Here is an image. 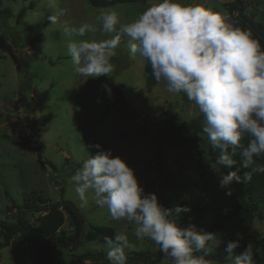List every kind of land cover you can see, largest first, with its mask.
<instances>
[{
    "label": "rangeland",
    "instance_id": "rangeland-1",
    "mask_svg": "<svg viewBox=\"0 0 264 264\" xmlns=\"http://www.w3.org/2000/svg\"><path fill=\"white\" fill-rule=\"evenodd\" d=\"M0 2V9L10 10L9 16H0V221L16 223L22 210L15 205H23L24 198L39 196L49 202L67 200L77 207L84 219V233L90 225H96L111 227L114 236L127 234L132 245L125 250L127 264H143L140 253H147L146 264H174L159 251L154 241L135 236L134 223L126 219L113 220L106 207H98L91 191L87 194L88 204L80 206L71 176L90 155L111 150L113 157H121L134 170L145 194L158 190L163 207H190V212L174 220L181 226L188 220L199 231L215 233L216 239L208 242V248L219 249L226 258L224 249L228 242L240 239L235 254H242L251 243L258 255L264 256V218L255 217L250 223L241 220L242 214L228 221L215 218L217 212L232 210L240 200L242 188L232 184V194L226 195L227 189L220 187L219 177L226 174V170L209 155L204 135L184 147L163 146L159 159L161 169L156 168L154 156L158 149L159 123L165 120L186 123L201 112L185 93L168 92L163 79L150 92L146 90L144 57L137 53L135 59L130 58L129 37L121 34L109 75L91 78L75 72L67 50L68 42L100 41L115 35L100 30L101 21L97 17L101 10H116L120 24H127L158 0L107 7H93L87 0ZM182 2L202 4L223 15L229 24L237 16V11L230 12L233 0ZM243 3L244 13L264 27V0H243ZM22 9H25L24 15L18 19ZM59 9L65 10L64 15L51 24L47 16ZM83 23L94 25L97 31L84 37L72 33V28ZM105 84L111 88L110 95L102 87ZM96 144L101 147H94ZM38 146L42 148L43 158L56 167L55 173L38 164ZM188 154L197 158L198 164H191L186 170L182 162ZM204 204L214 211L194 210ZM66 216L61 231L72 235ZM35 217L36 213L26 210L22 219L34 224ZM88 251L107 253L108 249L104 242L87 241L82 236L75 246L56 248L54 258L61 264H102L98 258L79 262L77 256ZM21 253L18 243L1 248L0 264H30L26 259L21 260ZM209 264H230V261H209Z\"/></svg>",
    "mask_w": 264,
    "mask_h": 264
},
{
    "label": "clouds",
    "instance_id": "clouds-1",
    "mask_svg": "<svg viewBox=\"0 0 264 264\" xmlns=\"http://www.w3.org/2000/svg\"><path fill=\"white\" fill-rule=\"evenodd\" d=\"M64 12L59 9L47 19L55 24ZM97 19L101 21L100 30L115 35L100 41L68 42V54L76 73L91 78L109 75L121 34L126 35L130 58L135 59L137 53L145 57L154 79L166 81L168 92H183L198 105L204 118L202 131L212 148L219 150L215 163L220 167L235 165L233 157L242 136L247 134L250 139L241 152L240 162L251 172L245 173L244 180L250 181L252 172L264 173V164L254 159L264 154V51L251 32L234 27L223 15L202 4L182 0H158L127 24H120L114 9L101 10ZM71 31L84 37L97 28L83 23ZM102 87L111 94L108 85ZM238 171L220 175L219 185L227 189L226 195L232 194L234 181L240 182ZM70 182L75 186L81 207L88 204L87 194L91 191L98 207H106L113 220L134 223L135 236L154 241L174 264H209L205 259L208 242L214 241L216 234L199 231L194 224L188 227L178 224L173 217L190 212V207H163L155 193L145 194L134 170L121 157H113L111 150L90 155ZM238 236L242 239L241 234ZM239 243L240 239L228 242L224 249L226 258L230 264H253L251 243L237 255L234 250ZM104 245L110 264H127L125 250L132 247L127 234L105 236ZM196 252L204 255H194Z\"/></svg>",
    "mask_w": 264,
    "mask_h": 264
},
{
    "label": "trees",
    "instance_id": "trees-1",
    "mask_svg": "<svg viewBox=\"0 0 264 264\" xmlns=\"http://www.w3.org/2000/svg\"><path fill=\"white\" fill-rule=\"evenodd\" d=\"M88 4L93 7H107L119 3H145L146 0H87ZM1 4V2H0ZM31 8V4L29 5ZM237 11V16L232 20L231 25L242 30L252 33L254 39L258 40L261 45V50L264 51V27L261 23L255 21L253 17H249L244 13L245 7L243 0H233L231 11ZM25 9L18 13V19L24 15ZM1 15H10V10L0 9ZM145 87L148 92L158 82L152 75V69L149 61L144 57ZM116 91H120L115 88ZM204 118L202 113L198 117L186 123H178L173 121H162L158 125V149L155 152V166L161 169L159 159L162 156L161 148L167 146L170 148L184 147L196 142L200 135H204L207 150L210 156L217 157L219 150L213 149L210 141L205 133H203ZM250 137L247 134L242 136L240 147L237 148L236 155L233 157L237 161L231 167H225L226 174L231 171H238L241 177L240 182H233V185H238L242 188L239 202L232 208V210L224 213H216L215 218L225 221L230 220L234 215L242 214L241 220L244 223H250L257 217L263 219L264 215V173H251V180L245 181V173L251 172L250 168H244L240 162L242 159L241 152L247 147ZM256 163L264 164V154L259 157H254ZM66 161L68 159L66 158ZM37 162L42 169L49 168L53 173L56 172L54 164L43 158V151L41 147H37ZM197 165L198 159L192 155H186L182 166L184 169H189V166ZM161 165H163L161 161ZM158 197V202L161 203L158 190H155ZM23 205H15L16 208L22 210V215L16 223L7 221H0V249L11 244L18 243L21 245L22 253L21 260H28L30 264H61L54 258V251L58 247L75 246L80 237L84 236L87 241L98 240L104 242V237L114 236V231L108 226L90 225L87 232L84 233V219L79 213L77 207L70 201L62 200L59 202H49L42 197L36 196L34 198L28 197L23 199ZM28 212L36 213L35 223H29L23 220V216ZM196 212L214 211L213 207L204 204L201 208L194 207ZM65 214L71 229L72 235L61 231L65 223ZM175 219V216L173 217ZM191 221H185L182 227H188ZM253 264H264V256L258 255L256 247H252ZM194 255H204L203 252H196ZM147 253H140L139 259H144L143 264H146L145 257ZM79 262L85 260H102V264H110L107 259V253L91 251L85 252L77 256ZM98 258V259H97ZM207 261H215L219 263L227 262V259L221 254L219 249L208 250L205 256ZM22 264V263H19Z\"/></svg>",
    "mask_w": 264,
    "mask_h": 264
},
{
    "label": "water",
    "instance_id": "water-1",
    "mask_svg": "<svg viewBox=\"0 0 264 264\" xmlns=\"http://www.w3.org/2000/svg\"><path fill=\"white\" fill-rule=\"evenodd\" d=\"M162 205V203H160Z\"/></svg>",
    "mask_w": 264,
    "mask_h": 264
}]
</instances>
